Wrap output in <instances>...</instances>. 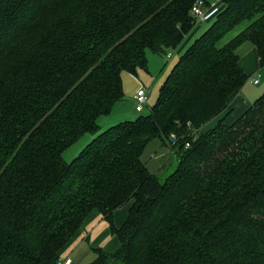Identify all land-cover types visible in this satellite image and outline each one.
<instances>
[{
	"label": "trees",
	"instance_id": "1",
	"mask_svg": "<svg viewBox=\"0 0 264 264\" xmlns=\"http://www.w3.org/2000/svg\"><path fill=\"white\" fill-rule=\"evenodd\" d=\"M194 1L0 0V264H56L93 210L119 247L88 264H264V91L223 122L248 79L238 46L264 65V0H206L219 12L149 111L98 123L124 71L182 44ZM154 138L177 153L163 179L141 158Z\"/></svg>",
	"mask_w": 264,
	"mask_h": 264
},
{
	"label": "rangeland",
	"instance_id": "2",
	"mask_svg": "<svg viewBox=\"0 0 264 264\" xmlns=\"http://www.w3.org/2000/svg\"><path fill=\"white\" fill-rule=\"evenodd\" d=\"M208 1H215V0H208ZM190 9H189V13H190ZM211 22L213 21L195 23L194 20H191L192 27L191 30L188 33H186L185 39L196 28L197 25H199V28L193 34L190 35L188 40H186L181 47L178 46L177 48L174 49L170 47L165 49L162 53L147 51V67L145 69L144 68L138 69L136 73L126 72V74H124L125 75L123 82L124 95L122 97V100L115 103L117 107L116 111L120 114L119 117L120 119H116L115 120L116 122L130 119L129 117L133 118L140 113L134 110V95L136 93L138 86L141 84H143L146 88H149L147 89V94L149 98L148 106L145 105L141 113H147V111H149V107L152 106L155 100L157 99L159 87L163 82V80L165 79V77L167 76L168 72L171 70L170 68L173 62L174 63L177 62L180 56L184 53L187 46H189L191 42H193L194 38L198 36ZM243 24L244 23H240L239 25L234 27L230 32H228V34L223 38V40H226L228 38V35L236 31L238 32L239 29L243 27ZM248 45L251 44L245 42L238 49L239 51L238 56L240 58V63L244 68V70L246 71V73L248 74V79L244 83L240 95H238L235 98L234 102L232 103L231 112L223 120V122L226 124L231 123L238 116L239 111L242 109V105L240 104L239 101H236L237 99L240 98L241 100H243L244 98H247L249 100V103H251L264 91V65L259 64L254 49L253 48L248 49ZM169 52L172 53L173 55L172 60L171 59L167 60V54ZM256 77H259V83L253 84L252 79ZM111 111L113 112H111L109 115H114L115 110H111ZM216 122H217V118L211 119L205 124V126H203L204 128L203 130H207L214 127L216 125ZM101 130L102 129H100V131ZM91 138H92L91 134L82 135L76 142H74L70 147H68L63 152L64 159L69 161L73 157H75ZM141 158L145 162L146 167L151 172L156 173L160 177V179H163L171 171H173L177 163V153L175 152V150L172 149V152L170 151L167 152V148L157 138L152 139L145 145ZM127 205L128 204H125L117 209L115 215L116 219L119 218L120 214L123 213L124 210L126 211V216H127V210H128ZM104 223H106L107 225V222L105 220L99 221L97 222V224L92 225L95 227L96 231H98L99 235L101 234L102 231L104 230L106 231V227L104 226ZM100 240L101 238L97 239L96 241L99 242ZM80 242L81 241L76 243L75 241L69 244L65 248V250L60 254V257L61 258L69 257L70 260L72 261L71 264H88L95 257V253L91 248V244L93 243H87L86 241H82L81 243ZM110 242H113V244L109 245ZM106 243H108V245L106 246H109L112 250H114L115 245L118 243V241L116 240L113 234L109 233L102 239L101 244L104 245Z\"/></svg>",
	"mask_w": 264,
	"mask_h": 264
},
{
	"label": "crops",
	"instance_id": "3",
	"mask_svg": "<svg viewBox=\"0 0 264 264\" xmlns=\"http://www.w3.org/2000/svg\"><path fill=\"white\" fill-rule=\"evenodd\" d=\"M199 28V25H197L196 26V28L189 34V36L182 42V44L179 46V47H181L184 43H185V41L186 40H188V38L190 37V35L191 34H193L197 29ZM240 30V29H239ZM235 33H237V31L236 32H234V33H232V34H230V35H228V38L229 37H231V36H233ZM227 38V39H228ZM245 42H248V41H245ZM245 42H243L242 44H244ZM248 43H250V42H248ZM241 44V45H242ZM251 44V43H250ZM241 45L240 46H238V48H237V54L239 53V51H238V49L241 47ZM254 49V51H255V47L251 44V45H248V49ZM255 53H256V51H255ZM172 57H173V55H172V53H171V57H169V58H167V60L168 59H171L172 60ZM256 57H257V55H256ZM257 60H258V58H257ZM239 62H240V58H239ZM173 64H174V62H173ZM173 64L171 65V67L173 66ZM240 65H241V63H240ZM242 66V65H241ZM147 67V66H146ZM243 68V67H242ZM171 69V68H170ZM244 69V68H243ZM124 74H126V71H124L123 73H122V81L124 82V78H125V75ZM143 85V84H142ZM139 87V86H138ZM149 89V88H148ZM123 90H124V88H123ZM240 97V96H239ZM238 97V98H239ZM149 99V98H148ZM236 101H239L240 102V104L242 105V109L239 111V114H241V112L244 110V108L246 107V106H248L250 103H249V100L247 99V98H244L243 100H241L240 98L239 99H237ZM235 101V102H236ZM234 102V101H233ZM243 102V103H242ZM112 110H115V113H114V115H109L111 112H113V111H111L110 113H108V114H106V115H102V116H100L99 118H98V123H99V125H100V127L101 128H105V127H107V126H109V125H112L113 123H115L116 121V119H120L119 117H120V114L116 111L117 110V107H116V105L114 104V106H113V108H112ZM238 114V115H239ZM129 118H131V117H129ZM116 212H117V210L114 212V218H113V220H114V224L116 225V226H120L123 222H124V220H125V216H126V211L124 210V212L123 213H121L120 214V216H119V218L118 219H116V217H115V215H116ZM102 220H105L102 216H101V214L98 212V211H96V210H93V211H91L90 213H89V215L86 217V219L84 220V222H83V226L76 232V234L70 239V241L67 243V245L64 247V249L61 251V253L65 250V248L69 245V244H71V243H73V242H75L76 241V243L77 242H79V241H86L87 243H93V244H91V248H93V247H100V248H102L104 251H107V252H113V251H115L116 249H117V247L119 246V242L115 245V249L114 250H112L109 246H106V245H108V243H106V244H104V245H102L101 243H102V239L106 236V235H108L109 233H111L110 231H109V228H108V223H107V225H106V223H104V226L106 227V231L104 230V231H102L101 232V234L99 235V233H98V231H96V229H95V227L94 226H92V225H95V224H97V222H99V221H102ZM106 221V220H105ZM107 222V221H106ZM91 227V228H90ZM96 235V236H95ZM94 237V238H93ZM93 238V239H92ZM99 238H101V240L99 241V242H97L96 240L97 239H99ZM116 238V237H115ZM116 240H117V238H116ZM118 241V240H117ZM80 242V243H81ZM113 244V242H110L109 243V245H112ZM99 245H102V246H99ZM72 262V261H71Z\"/></svg>",
	"mask_w": 264,
	"mask_h": 264
},
{
	"label": "built area",
	"instance_id": "4",
	"mask_svg": "<svg viewBox=\"0 0 264 264\" xmlns=\"http://www.w3.org/2000/svg\"><path fill=\"white\" fill-rule=\"evenodd\" d=\"M219 2L208 3L206 0H195L190 9V14L194 18L195 23L211 21L215 18L220 10ZM171 57V53L167 54V58ZM253 84L259 83V77L252 79ZM144 85H139L134 95V110L136 112H142L145 105L148 106V94ZM175 138L174 134H171ZM188 144H186L187 146ZM56 264H71L69 257H59Z\"/></svg>",
	"mask_w": 264,
	"mask_h": 264
}]
</instances>
